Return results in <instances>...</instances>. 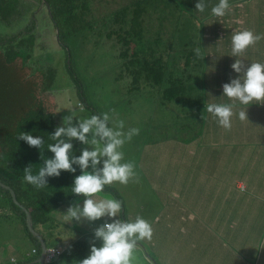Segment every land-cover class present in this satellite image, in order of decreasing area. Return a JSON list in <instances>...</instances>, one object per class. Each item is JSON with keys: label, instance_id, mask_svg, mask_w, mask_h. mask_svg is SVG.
Masks as SVG:
<instances>
[{"label": "trees", "instance_id": "obj_1", "mask_svg": "<svg viewBox=\"0 0 264 264\" xmlns=\"http://www.w3.org/2000/svg\"><path fill=\"white\" fill-rule=\"evenodd\" d=\"M19 1L0 0V27L11 25L14 21L13 16L22 18L26 15L24 8L18 9ZM41 1L48 9L47 15L52 26L56 28L58 45L64 54V69L75 86L79 102L88 112L91 111L93 119L97 122V130H106L107 117L103 115V106L114 111L122 102L124 108L135 110L138 107V111L142 112L145 109L130 102L136 96H147L149 108L142 113L148 119H153L157 116V112L164 113L166 110L170 112L174 111L177 105L185 106V99L194 96L199 88L209 82L205 76L199 78L200 75L194 74L197 70L204 69L203 63L211 65V58L208 57L210 50L204 46L205 30L209 31L210 28L204 25L206 22V25L211 22V26L218 20L220 16L218 12L224 11L226 5L219 4L215 10V2L207 1L206 4L212 7L210 10L214 12L208 14L209 18L208 16L200 18L199 5L193 3V0H135L136 8L131 9L127 5L114 9L113 12L102 11L103 14L99 17L92 14V3L95 0ZM16 2L19 3L15 5ZM164 11L165 18L162 17ZM153 14H156L157 19ZM160 18L169 22L166 21L162 26L161 22L156 24L155 20ZM194 20L198 21L197 24ZM161 27L167 30H162L165 32L163 33L165 39L161 38ZM36 28L35 14L32 12L29 22L20 30L10 34L0 32V182L14 191L16 200L29 212L32 228L39 233L42 230L47 231V234L40 233L47 244L45 239L51 237L49 229L52 231L53 227L51 211L57 210L64 202L79 198L84 190L83 180L88 175L93 160L83 152L78 137L70 131H65L64 119L59 114L48 111L43 100L44 96L29 97L26 93L29 90L42 91L45 85H50L49 79L43 78L49 73V68L39 65L42 71H36L32 77L28 76V69L31 70V67L27 65V59L30 54L27 52L23 56L17 49L22 45L44 47L42 43L36 44L37 34L32 31ZM93 37L98 38L90 44L93 48H96V45H103L111 52L108 56L110 59L104 62L105 68L110 67L109 74L114 82H118L114 93H106L107 85L113 87L114 82L100 86L101 93L107 95L105 100L103 95H99V89L95 92L98 94L90 93L89 88L83 87L81 81L90 86L91 75L89 76L87 68L93 67L91 66L93 55L85 51L86 47L82 50L79 44L83 45ZM213 40L215 44L225 41L214 38ZM82 52H85V55H79ZM74 61L76 65L73 64ZM74 67L81 69V74ZM248 68L247 73L250 75L245 77L248 78L246 83L250 84L247 83V86L251 85L254 90L264 88L259 86L263 79L262 82H258L260 80L255 82V75L261 72L260 66L255 64ZM216 69L220 71L216 76H220L225 67L220 66ZM97 74L105 75L102 71H98ZM78 76H81L80 79ZM123 78L126 79L124 84L121 83ZM24 90L25 93L22 94ZM225 100L232 99L216 100V102H226ZM255 101L251 100L249 106L252 107ZM183 114L192 117L190 111L179 112V115ZM166 133L168 135V132ZM100 134L102 139L107 138L104 131ZM105 140L102 156L92 167L94 179L92 186H99L100 191H109L113 201L121 209L123 206L121 196L100 184L101 174L111 154V143L108 139ZM199 154L200 165L207 170V164L202 163V160L216 158V154L208 146L201 149ZM197 217L204 219V224H208L211 218L204 210L199 212ZM120 219L121 231H114L118 236H124L125 224L122 211ZM6 221L12 224L13 229L22 231L23 235L32 240L37 247L35 257L23 255V260L19 263L36 258L40 253V245L27 226L26 213L15 204L9 190L0 185V223ZM105 221L109 222L111 219L107 218ZM186 228H190L189 231L184 232L186 240L194 241V228ZM201 229L203 246L211 244L214 236L221 241L228 235V228L221 230L219 221L213 217L209 226ZM237 229V227L230 228L233 232ZM263 229L250 228L251 231L256 230V233L260 232V234ZM263 239L264 237L261 241ZM55 245L53 244V247L60 249L61 252L47 264H92L88 258V246L84 239H76L65 248ZM47 246L50 244L48 243ZM194 246L198 248V242ZM146 254L151 259L150 264H158L157 259L148 251ZM163 255L165 260L167 256L164 253ZM164 260L159 258V264H166Z\"/></svg>", "mask_w": 264, "mask_h": 264}, {"label": "crops", "instance_id": "obj_2", "mask_svg": "<svg viewBox=\"0 0 264 264\" xmlns=\"http://www.w3.org/2000/svg\"><path fill=\"white\" fill-rule=\"evenodd\" d=\"M207 1L215 2L214 9L219 4L227 7L224 11L218 12L220 13L218 20L211 26V22L208 25L206 22L204 25L210 28L209 31L205 30L206 35L203 39L204 46L210 50L208 57L211 58V65L203 63L204 69L197 70L194 74L200 75L199 78L205 76L209 82L192 96L194 99H204V101H199L201 105L193 106L190 110L192 121L186 126L188 135L180 136L178 132L175 137L176 134L170 130L168 135L164 133L167 137L161 139L163 141L147 139L143 145L141 144L142 147L141 145L139 147L141 166L150 172H160L156 179L160 180L156 184L157 188L164 186L171 193V197H166L161 203V209H166V213L163 215L162 211L159 217L156 214L154 219L156 224L149 232L150 241L155 242L156 252L159 251L163 257V253L167 256L166 264H264V239L261 241L264 237V229L261 234L256 233V230H250V228H264V88L252 89L251 85L247 86L249 82L246 83L248 78L245 77L250 75L247 73L248 67L258 64L261 72L255 75V82L256 80L262 82L263 79L259 86L264 87V0H193V3L199 5L198 17L200 18L214 12L210 10L212 7L206 4ZM110 2H116L117 6H109L108 11L104 10L105 13L127 5L131 9L137 7L135 0H125V3H119L118 0H110ZM251 2H255L256 5L254 4L253 8L256 9H251ZM101 15L102 11L98 16ZM155 19H157L156 15ZM194 21L197 24L198 21ZM162 30L163 27H161ZM164 34L160 32L162 39ZM213 38L225 41L215 44ZM56 49L53 51L56 52ZM59 52L64 57L62 49ZM30 57L31 55L28 58ZM34 64L35 62L31 61L27 63L31 67V70L28 69L30 77L33 76V72L41 70L40 66L35 68ZM220 66H224L225 70L220 76H216L220 73L216 68ZM53 87L54 85H45L42 91L29 90L26 93L29 97L44 96L43 100L48 111L59 114L64 119L65 131H69L71 127L69 119L73 122L74 117L66 116L73 115L74 111L79 116L76 102L69 104L72 101L69 95L65 98L61 91ZM24 93L25 90L22 94ZM74 96L79 102L76 93ZM58 98H61L63 103L58 102ZM105 99H107L106 95ZM222 99L237 101L229 105L216 102ZM251 100H256L252 107L249 106ZM103 104H105L104 101ZM103 108V115L106 111H110L104 106ZM75 126L77 125H73ZM97 128L98 124L95 129ZM97 131L99 133L104 131L107 138L103 139H108L110 143L115 144L109 132L102 129ZM156 131L163 133L160 128ZM152 145H159L160 155H150L148 150ZM205 146L210 147V150L216 154V158L202 160V163L207 164V170L201 167L199 154ZM98 193L100 192L96 190H82L78 199L62 203L57 210L51 211V224L53 225V215L56 220H74L77 217L76 211L88 210L97 215L91 224H88L91 233L102 240L104 239L103 231H108L112 241L119 239L115 236V231H121L119 229L121 219H117L120 213L116 211L115 205L113 207L110 204V214L105 213L104 209L100 211V201L95 198ZM185 202L189 204H183ZM122 210L123 206L120 212ZM202 210L207 216L219 221L221 230L228 228L226 238L219 241L218 237L214 236L211 244L207 246L201 244L203 239L201 228L209 226L211 219L208 224H204L205 220L197 217ZM188 211L193 213H187ZM109 216H117L114 224L101 220V218L113 219ZM105 223H110L111 228H105ZM124 224H126L125 216ZM9 225L12 224L7 221L0 223V264H35L38 256L31 261L19 263L23 260V255L35 257L37 251L32 250H36L37 247L34 242L28 249L20 245L19 247L12 245L14 236L1 234ZM184 226L194 228V241L186 240V245L184 236L174 235L175 228ZM231 227L238 229L233 232L230 230ZM16 232L20 233L21 238H26L22 231ZM41 232L47 234V231ZM49 232L52 236L53 227L52 231L49 229ZM84 235L81 232V238L87 242L88 246V240ZM55 238L59 240V243L55 245L59 248H65L76 240L68 239L63 232ZM103 242L100 241L99 244ZM196 242H198V248L194 246ZM132 243H140L144 250L147 248L140 241ZM160 243L163 244L161 248ZM121 254L122 251L119 250L115 256ZM3 259H8V263H3Z\"/></svg>", "mask_w": 264, "mask_h": 264}, {"label": "rangeland", "instance_id": "obj_3", "mask_svg": "<svg viewBox=\"0 0 264 264\" xmlns=\"http://www.w3.org/2000/svg\"><path fill=\"white\" fill-rule=\"evenodd\" d=\"M118 1L119 3H125V0ZM19 2H16L15 5L19 3L17 4L19 7L18 9L22 10V8H24L26 15L23 18L13 16L14 21L11 23V25H1L0 32H3L4 34H10L13 31L20 30L29 22L30 15L32 12H34L37 28L32 31L36 32L37 34L36 44L42 43L44 47H39L38 45H22L17 49L20 51L21 55L27 52L31 55V57L27 60L33 63L35 62V68L39 65L46 69L49 68V73H46L43 78H48L50 85H54V89L61 91L65 98L69 95V97L72 99L69 104L76 102L79 116L76 115L75 111L73 115L66 116L67 118H70L71 116L74 117V123L69 119V125L71 126L69 131L71 130V133L78 137V141L83 149V152L87 153L88 157L92 158L93 160L91 161L88 175L83 180L84 190L88 189L100 192L95 196V198L100 201V211L104 209L105 213L108 212V214H110V205L113 207L115 205L116 211L120 213L122 208L120 207L121 209H119V206L113 201L112 195L109 191H100L101 189L99 186H92L94 180L92 178V167L96 165V162L99 160L100 155L103 152L105 140L102 139L100 133H96L97 130L95 127L97 122L93 121L91 111L88 112L84 107H82V104L79 103L74 96L75 86L73 87V84L70 80L71 78L64 69V57L62 53L59 52L61 48L58 50L56 49L59 48L58 38H56V35L58 34L55 30L56 28L54 29L47 16L48 9L45 7V5H43L41 0H20ZM254 4L255 2H251V9H256L253 8ZM111 5L116 7L117 3H112L110 0H95L92 3V14L98 15L101 11H108L109 6ZM165 14L166 12L164 11L162 13L163 18H165ZM155 15L153 14V16ZM159 17H161L160 13ZM166 21L169 22L168 20ZM166 21L160 18L156 20V24L161 22L160 24L162 26ZM166 28L167 26L165 29ZM161 33L163 34L164 31ZM97 40V37H93L92 39H88V41L83 45L79 44V47L82 50H84V47H86L85 51L93 55V63L91 62V66L93 65V67L91 69L87 68L89 71V76L91 75L90 86L81 80L83 87L89 88V92L93 94H98L95 92L102 84H110L114 82L113 77L109 74L111 71L110 67L108 66L105 68L106 64L104 63L110 59L108 56L111 52L108 51L103 45H96V48H93V46L90 44ZM54 49H56V52L53 51ZM79 55H85V52H82ZM73 64L76 65V61H74ZM51 68H53V74H51ZM74 68L77 72H79V74H81V69H76V67ZM98 71H102V73L104 72L105 75L102 76L101 74H97ZM35 72H33V74ZM78 77L80 79L81 76ZM95 77H97V79H95ZM125 81L126 79L123 78L121 83L124 84ZM76 82L78 85V81ZM117 83L118 82H114L113 87H109V85H107L106 88H108V90L106 93H114L116 91ZM98 91L99 95H103L102 97L105 96V94L101 93V89ZM57 101L63 103L61 98H58ZM199 101L203 102L204 99L198 100L188 97L187 100L185 99V106L183 104L177 105L174 111L170 112L167 110L164 111V113L157 112V116H155L153 119H148L145 117V114L142 113L149 108V99L147 96H136L130 102L131 104H138L143 109H145L142 110V112L138 111V107L135 110L124 108L125 105H123L124 103L122 102L118 108L114 109V111H106V131L110 133V137L114 140L115 144H113V142L111 143V154L107 166L101 174L100 184L104 187H108V189L114 190L121 196V199L124 202L122 210L126 220L125 227L123 228L124 236H118L115 234V236L119 239L112 241L109 237L110 232L103 231L104 239L101 240L96 234L90 232L88 226V224L90 225L91 221H93V218L97 217V215L92 211L85 210L76 211L77 217L74 220L54 219L53 235L47 240V242L50 245L58 244L59 240H57L55 237H57L60 232L65 233V236L68 239L81 238V232H83L85 234L84 236H86L88 240V256L92 264H150L151 259L146 254L147 251L155 256L158 264L159 258L164 260L160 252H156L155 242L150 241L149 232L152 230V226L156 224V220H154L156 214L159 217L162 211L163 215L166 213V209H161V203L166 197H171V193L170 190L164 186L157 188L156 184L160 180L156 179L160 175V172H150L141 166L139 162V147L141 144L143 145L147 139L155 138V140L158 142L163 141L161 139L167 137L164 133L170 132V130H172L176 135L178 132L180 136L188 135L186 126L192 121V117H189L187 114L179 115V112H187L190 111L193 106L201 105L199 104ZM225 101L226 102H221L220 104L229 105V102H233V100ZM203 106H205V104H203ZM73 125L77 126L73 127ZM157 128H160L163 133L156 131ZM151 148V150L149 149L150 151L148 150L150 155L157 156L161 154L159 145H152ZM163 182H166V180H163ZM183 204L187 205L189 203L185 202ZM116 217H111L113 219H111L109 222L114 224V222L120 218V214H118L117 219H115ZM101 220L105 221L107 218H101ZM175 229V236L179 234L185 236L184 232L186 230H190V228L186 227ZM15 230L18 231V229H13L12 225H9L7 229L1 232V234H10L14 236L15 240L12 242V245H17L18 247L20 245V247L27 249L30 248V246L33 245V241L28 238H21L20 233L16 232ZM100 241L104 242L99 244ZM139 241L143 245L147 246L145 250L140 243L131 244V242ZM162 245L163 244L160 243L159 247L161 248ZM119 250L122 251V254L115 256V254L119 253ZM108 254H112V256H107ZM8 261V259L2 260L3 263H8Z\"/></svg>", "mask_w": 264, "mask_h": 264}, {"label": "water", "instance_id": "obj_4", "mask_svg": "<svg viewBox=\"0 0 264 264\" xmlns=\"http://www.w3.org/2000/svg\"><path fill=\"white\" fill-rule=\"evenodd\" d=\"M56 38H58V35H56ZM0 185H2L4 188H7L9 190L11 197H12L13 201L15 202V204H17L20 208H22L25 211L27 226H28L29 230L31 231V233L36 237V239L38 240V243L40 245V253H39L38 257L36 258L35 262L38 264H44L43 257H44V253H45L46 244H45L42 236L32 228L29 212L26 210V208L24 206H22L16 200L14 191L12 189H10V187L8 185L3 184L2 182H0Z\"/></svg>", "mask_w": 264, "mask_h": 264}, {"label": "built area", "instance_id": "obj_5", "mask_svg": "<svg viewBox=\"0 0 264 264\" xmlns=\"http://www.w3.org/2000/svg\"><path fill=\"white\" fill-rule=\"evenodd\" d=\"M104 227H105V228H111L110 224H108V223H105V224H104ZM32 251L35 252L36 250L33 249ZM60 252H61L60 249L55 248V247H53V246H51V247H46V248H45L44 257H43L44 264H47V263H50L51 261H53L54 257H55L56 255H58Z\"/></svg>", "mask_w": 264, "mask_h": 264}, {"label": "clouds", "instance_id": "obj_6", "mask_svg": "<svg viewBox=\"0 0 264 264\" xmlns=\"http://www.w3.org/2000/svg\"><path fill=\"white\" fill-rule=\"evenodd\" d=\"M46 247H51V246H46ZM38 256V255H37Z\"/></svg>", "mask_w": 264, "mask_h": 264}]
</instances>
